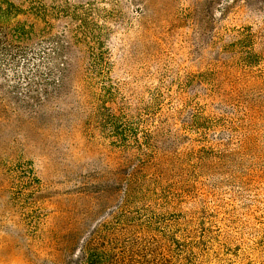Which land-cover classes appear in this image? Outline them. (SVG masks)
Returning <instances> with one entry per match:
<instances>
[{
  "label": "rangeland",
  "instance_id": "1",
  "mask_svg": "<svg viewBox=\"0 0 264 264\" xmlns=\"http://www.w3.org/2000/svg\"><path fill=\"white\" fill-rule=\"evenodd\" d=\"M10 1L38 38L0 72V264H80L103 225L99 264H264V0Z\"/></svg>",
  "mask_w": 264,
  "mask_h": 264
},
{
  "label": "trees",
  "instance_id": "2",
  "mask_svg": "<svg viewBox=\"0 0 264 264\" xmlns=\"http://www.w3.org/2000/svg\"><path fill=\"white\" fill-rule=\"evenodd\" d=\"M24 13L25 11H23V9L10 0H0V72L3 70V67H6L7 65L15 66L22 58L26 59L30 56V53L34 54L33 51L35 49L32 43L38 38V33L35 25L19 20V17ZM51 65L53 67L49 68L48 75L51 77H48L46 80V82H48L47 89L43 90L44 93L42 96H48V88L51 85L50 82L53 81L55 84H59V82H61L60 79L64 76L66 71V68H64L66 67L65 62L62 63L63 69L60 70L55 66L54 61H51ZM98 68V63L91 65V69L93 70ZM57 73L60 74L59 77H56ZM45 76L47 75L43 72L42 66L37 65L34 73L27 77L29 85L31 86L29 89L30 94L36 93L33 87V81ZM97 110L98 113L100 112L101 114V124L104 130L108 136H111L114 139L113 143L124 149L129 148L131 143L128 142V139L130 138L129 134L131 129L128 126L127 121H125L123 117L113 114L106 106L98 107ZM135 140L138 142V151L141 152L135 157V159H142L141 156L144 154L143 144L139 143L138 136H136ZM145 163L146 160L143 161L142 159L141 164L145 165ZM127 169L128 173L125 174V177H121L120 181V185H126L125 199L123 201L125 207L132 201H137L143 198L146 191L142 184V178L144 176L142 171L144 169L143 166L137 169L134 168L132 172H129L130 168L127 164L123 170ZM153 221L155 220L151 219V223L148 227L150 234L151 232H155ZM107 226L108 225H103L91 233V239L81 250L82 258L80 264H89L90 260L93 264H99L101 260H103L104 249L100 248L98 244L106 237H112L107 234Z\"/></svg>",
  "mask_w": 264,
  "mask_h": 264
}]
</instances>
